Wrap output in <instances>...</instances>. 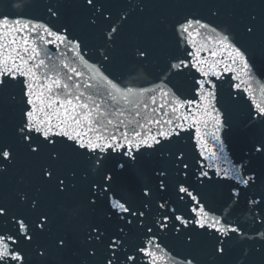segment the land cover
Masks as SVG:
<instances>
[{"label":"snow or ice","instance_id":"snow-or-ice-1","mask_svg":"<svg viewBox=\"0 0 264 264\" xmlns=\"http://www.w3.org/2000/svg\"><path fill=\"white\" fill-rule=\"evenodd\" d=\"M77 6L85 13V29L99 31L93 46L99 62L89 58L85 35L60 22L62 0L46 4L47 22L0 13V113L5 103L16 101L15 95L4 98L5 90L19 84L21 91L10 134L0 120V179L15 173L17 185L12 202L0 197V264H32L30 252L43 261L53 249L69 248L72 237L54 231L53 204L81 221L77 264H253V256L264 264V231L252 236L244 225L229 223L203 202L199 187L234 181L229 199L243 195L251 221L264 227V139L253 144L258 155L248 157L247 166L234 163L222 136L228 124L218 97L229 78L233 93L250 101V118L264 123V82L257 78L264 63L257 67L250 44L258 40L264 55V0L213 4L207 16L188 12L171 22L170 34L161 21L159 31L149 29L147 42L133 45L112 71L117 38L132 15L144 11V0L129 3L115 17L107 0H78ZM240 7L248 10H235ZM226 8L233 10L230 19L218 23ZM169 47L167 58L159 59L158 50ZM176 78L183 83H173ZM182 133L194 134L198 168L182 150H165L164 142ZM147 150L160 156L153 168L155 190L144 185L139 203L110 194L114 168L126 169ZM113 154L127 160L117 164ZM21 160L32 165L30 172L19 171ZM193 175L199 185L190 182ZM172 189L175 199L167 195ZM170 200L184 202L186 215ZM134 233L145 239L133 242ZM171 233L183 254L163 245L162 236ZM237 238L252 245L233 258L230 242ZM205 245L207 259H201Z\"/></svg>","mask_w":264,"mask_h":264},{"label":"water","instance_id":"water-1","mask_svg":"<svg viewBox=\"0 0 264 264\" xmlns=\"http://www.w3.org/2000/svg\"><path fill=\"white\" fill-rule=\"evenodd\" d=\"M250 111L230 133L225 140L226 151L229 158L234 163H246L248 157L258 155L254 153L253 144L264 139V123L259 119H251ZM247 166V163H246ZM247 174V173H245ZM213 177V181H217L213 172H210ZM235 183L234 181H219L217 183L209 182L207 186L199 185V181H195L194 184L199 185L203 196V202L209 207L216 210V214L223 215L226 217L229 223L238 222L240 225H244L245 230L249 235L255 236L256 231H264V227L259 226L257 223L251 221V214L246 209L245 199L243 195L240 198L229 199L230 185ZM247 191V190H245ZM251 195V193H249ZM233 200L236 203H233ZM180 208L179 214H185L184 202H181L178 206ZM229 213H231L229 215ZM175 233L162 236L163 245L167 247L173 254L179 252L183 254L185 250L180 245V242L173 237ZM161 237V236H160ZM252 245L251 241H243L240 238L232 240L230 247L232 251V257H238L244 248H250ZM201 259H207V246H202L199 250ZM253 264H258V258L252 257Z\"/></svg>","mask_w":264,"mask_h":264}]
</instances>
